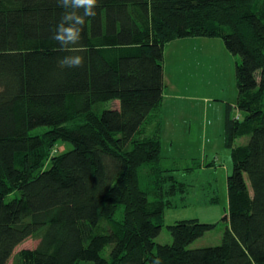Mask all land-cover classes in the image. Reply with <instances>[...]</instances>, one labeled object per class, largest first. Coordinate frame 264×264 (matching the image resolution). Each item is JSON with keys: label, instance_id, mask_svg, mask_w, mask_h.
Instances as JSON below:
<instances>
[{"label": "trees", "instance_id": "trees-1", "mask_svg": "<svg viewBox=\"0 0 264 264\" xmlns=\"http://www.w3.org/2000/svg\"><path fill=\"white\" fill-rule=\"evenodd\" d=\"M63 11L0 0V264H264V0H99L71 46L84 62L66 68L53 39ZM187 37L223 38L240 56L242 114L228 102L225 121L228 225L204 247L190 245L217 223L198 218L156 240L165 207L191 188L176 171L192 166L165 163L159 118L166 45Z\"/></svg>", "mask_w": 264, "mask_h": 264}, {"label": "rangeland", "instance_id": "rangeland-1", "mask_svg": "<svg viewBox=\"0 0 264 264\" xmlns=\"http://www.w3.org/2000/svg\"><path fill=\"white\" fill-rule=\"evenodd\" d=\"M193 38L196 39H191L190 44L180 40L177 48H173L171 42L167 45L166 73L171 83L159 114L163 125V154L172 160L165 163L171 165L176 159L183 166H192L191 170L176 171L177 177L188 182L191 188L185 197H174L180 199L177 205L165 207V221L156 240L172 242L169 225L182 219L198 218L217 223L190 245L204 247L220 244L228 225L224 216L229 213L228 175L233 172V159L231 149L225 144V121L228 102L234 106L233 115L242 114L236 108V61L240 56L227 49L223 38ZM117 106L120 100L113 99L99 103L97 109L102 112ZM76 121L79 123L81 119ZM248 141L249 137L245 136L238 138L237 143ZM72 147V143H61L57 152ZM123 209L121 206L119 214ZM38 243L39 239L31 237L17 250L35 247ZM77 264L95 262L80 260Z\"/></svg>", "mask_w": 264, "mask_h": 264}, {"label": "clouds", "instance_id": "clouds-1", "mask_svg": "<svg viewBox=\"0 0 264 264\" xmlns=\"http://www.w3.org/2000/svg\"><path fill=\"white\" fill-rule=\"evenodd\" d=\"M63 13L53 32V39L68 54L59 61L62 68L79 67L83 57L71 51V46L78 44L83 37V30L88 17L96 15L99 0H59Z\"/></svg>", "mask_w": 264, "mask_h": 264}, {"label": "crops", "instance_id": "crops-1", "mask_svg": "<svg viewBox=\"0 0 264 264\" xmlns=\"http://www.w3.org/2000/svg\"><path fill=\"white\" fill-rule=\"evenodd\" d=\"M191 39H196V38H193V37H187V38L176 39V40L172 41L170 45H173V46H172L173 48H177V45H178V43L180 42V40H182V41H187L188 44H190V43H193V42H190ZM167 45H168V44H167ZM167 45H166V48H165V89H164V99H163L164 102H165V93H166V90L169 88V85H170V83H171V81L169 80V78H168V76H167V73H166V71H167V65H168V60H169V58H168V57H169V50H168V46H167ZM186 84H187V83H186ZM187 85H188V84H187ZM186 90H188V89H187V86H186ZM164 102H163V105H162V106H164ZM166 157H167V156H166ZM167 160H169V162L172 161L170 156H168V157L166 158V161H167Z\"/></svg>", "mask_w": 264, "mask_h": 264}]
</instances>
